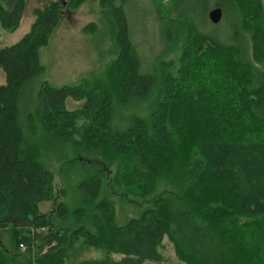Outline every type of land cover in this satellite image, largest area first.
<instances>
[{"label": "trees", "instance_id": "trees-1", "mask_svg": "<svg viewBox=\"0 0 264 264\" xmlns=\"http://www.w3.org/2000/svg\"><path fill=\"white\" fill-rule=\"evenodd\" d=\"M84 1H51L36 9L31 30L0 49L7 81L0 85V233L9 230L12 243L9 248L0 238V264H70L81 233L107 256L80 264L159 262L165 235L185 264H264V0H173L164 15L151 0L163 34L182 49L177 59L159 61L154 73L143 69L126 0H100L116 46L109 73L120 101L158 94L148 118L134 116L123 126L115 124V98L106 89L44 83L30 103L21 99L42 70L39 49L58 27L63 4L75 8ZM215 8L223 11L217 24L210 19ZM85 96L84 109L93 116L78 137L79 110L67 101ZM35 134L44 146L71 144L77 152L128 158L120 174L128 192L149 191L155 180H165L176 193L123 226L110 219L112 207L103 199L96 205L102 214L94 217L103 223H94L93 232L88 206L103 182L90 177L81 186L91 202L74 211L81 220L55 228L38 206L57 197ZM56 210L62 218L69 214L63 202Z\"/></svg>", "mask_w": 264, "mask_h": 264}, {"label": "rangeland", "instance_id": "rangeland-1", "mask_svg": "<svg viewBox=\"0 0 264 264\" xmlns=\"http://www.w3.org/2000/svg\"><path fill=\"white\" fill-rule=\"evenodd\" d=\"M51 1L61 0H0V49L19 42L31 30L37 17L36 9L44 8ZM157 2L162 7L160 14L163 15L173 4V0H157ZM188 3L191 5L193 0H189ZM195 6L200 7L199 3ZM126 8L134 27V41L144 59L145 72L154 73L159 61L177 59L180 56L182 49L179 43L168 41L163 34V25L157 19L151 0H126ZM105 10L100 0H85L75 8H70L67 3L63 4L58 27L49 36L48 43L39 49L42 70L38 76L32 78L30 81L32 83L27 85L25 89L27 92L23 93L21 98L23 103H30L32 95L44 83L57 87L65 84H83L87 90L89 88L91 90L106 89L113 93L117 126H123L127 119L134 116L149 117L158 98L155 90L146 99L136 98L128 103L120 101V91L115 87L109 73L116 59L113 51L116 46ZM211 28H213L212 25H205L206 30ZM6 83L5 73L0 65V85ZM88 100V96H85L79 100L68 99L67 101V107L70 110H79L76 120L80 130L78 137L93 116L92 110L84 109L86 104H89ZM36 125V130L40 132L38 135H41L42 127L40 124ZM34 139L33 143L40 149V160L54 175V190L57 197L54 200L41 201L38 206L41 212L48 215L55 228H68L75 224L76 219L81 220L74 211L91 202L90 195L84 194L81 186L90 177L98 175L103 182L99 197L93 198L92 207L88 206L90 215L87 224L93 232H98L94 223L102 222L94 217L96 213L102 214L96 209V205L103 199H108L112 207L113 213L110 219L114 220L118 226H123L133 219L140 218L146 210L152 209L157 199L176 193L165 180H155L149 191L138 187L135 189L139 192L136 190L128 192L120 175L129 162L128 158L118 156L113 159V156L108 157L105 152L99 150L77 152L71 144L57 147L54 143L47 141L44 146V138L35 137ZM85 195L88 200L83 201ZM59 202H63L68 209L67 217L62 218L57 214ZM104 230L107 235H111L107 227L104 226ZM0 238L4 245L11 247L9 230L1 232ZM85 238H88V235L81 233L79 242L75 243L70 251V264H80L86 260H101L107 256L104 249L85 243ZM160 252L163 255L161 261L147 264H185L177 257L174 244L167 235L163 237ZM110 256L114 259L122 257L115 252H112Z\"/></svg>", "mask_w": 264, "mask_h": 264}, {"label": "water", "instance_id": "water-1", "mask_svg": "<svg viewBox=\"0 0 264 264\" xmlns=\"http://www.w3.org/2000/svg\"><path fill=\"white\" fill-rule=\"evenodd\" d=\"M223 11L221 8H215L210 12V19L213 23L217 24L222 20Z\"/></svg>", "mask_w": 264, "mask_h": 264}, {"label": "built area", "instance_id": "built-area-1", "mask_svg": "<svg viewBox=\"0 0 264 264\" xmlns=\"http://www.w3.org/2000/svg\"><path fill=\"white\" fill-rule=\"evenodd\" d=\"M46 230H47L46 227H41V228L38 229L39 232H40V231H46ZM20 246H21V248H22L23 250H26V248H27V246H26L25 244H23V243H22Z\"/></svg>", "mask_w": 264, "mask_h": 264}]
</instances>
